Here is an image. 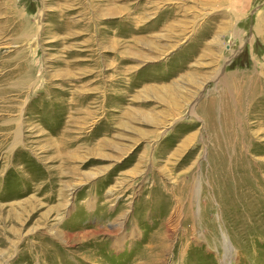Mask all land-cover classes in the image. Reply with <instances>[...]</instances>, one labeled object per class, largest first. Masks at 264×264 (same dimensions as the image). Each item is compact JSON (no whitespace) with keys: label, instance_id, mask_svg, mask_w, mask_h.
Here are the masks:
<instances>
[{"label":"rangeland","instance_id":"rangeland-1","mask_svg":"<svg viewBox=\"0 0 264 264\" xmlns=\"http://www.w3.org/2000/svg\"><path fill=\"white\" fill-rule=\"evenodd\" d=\"M0 264H264V0H0Z\"/></svg>","mask_w":264,"mask_h":264}]
</instances>
